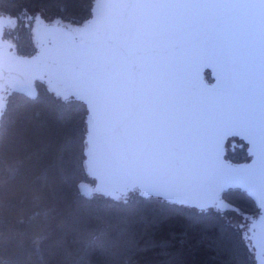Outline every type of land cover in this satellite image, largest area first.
Returning <instances> with one entry per match:
<instances>
[{
	"label": "trees",
	"instance_id": "1",
	"mask_svg": "<svg viewBox=\"0 0 264 264\" xmlns=\"http://www.w3.org/2000/svg\"><path fill=\"white\" fill-rule=\"evenodd\" d=\"M94 2L0 0V14L14 22L5 39L33 55L40 23L81 30ZM38 89L36 99L10 93L1 122L0 264H257L245 233L259 209L245 192H225L226 208L207 211L139 192L116 200L94 193L86 105L45 83ZM247 148L231 139L227 158L248 162ZM236 213L246 225L233 221Z\"/></svg>",
	"mask_w": 264,
	"mask_h": 264
},
{
	"label": "water",
	"instance_id": "2",
	"mask_svg": "<svg viewBox=\"0 0 264 264\" xmlns=\"http://www.w3.org/2000/svg\"><path fill=\"white\" fill-rule=\"evenodd\" d=\"M0 21V94L5 102L15 92L36 99L38 82L45 83L64 99L86 105L88 131L96 116L93 97L80 86L84 69L75 59L71 44L83 41L82 46L87 47L96 36L93 11L81 31V40L72 27L40 23L36 28L39 49L33 55L15 50L5 39L6 29L14 22L2 14ZM117 48L119 53L109 64V71L119 81L122 107L150 124L164 141L168 170L162 181L146 178L110 141L86 135L85 165L95 180L94 193L116 200L139 192L147 199L160 198L207 211L225 209L223 194L241 190L259 209L245 235L254 248L256 263L264 264V200L258 185L253 187L243 179L254 177L264 161L258 154V137L228 127V81L220 76V65L202 57L198 61L201 71L194 77L187 58L173 57L165 49L149 52L134 40L120 41ZM208 72L212 82L207 79ZM5 110H0V129ZM234 138L248 146V162L235 164L227 158L228 142Z\"/></svg>",
	"mask_w": 264,
	"mask_h": 264
},
{
	"label": "snow or ice",
	"instance_id": "3",
	"mask_svg": "<svg viewBox=\"0 0 264 264\" xmlns=\"http://www.w3.org/2000/svg\"><path fill=\"white\" fill-rule=\"evenodd\" d=\"M92 11L96 36L87 47L83 41L71 44L84 69L80 86L92 94L96 113L88 137L110 141L146 178L165 179L164 141L150 124L123 109L119 81L109 71L117 43L134 40L149 52L165 49L187 58L194 77L201 71L200 58L215 60L228 81V127L258 137L264 161V0H97ZM5 107L0 94V110ZM243 179L258 185L264 200V166Z\"/></svg>",
	"mask_w": 264,
	"mask_h": 264
},
{
	"label": "rangeland",
	"instance_id": "4",
	"mask_svg": "<svg viewBox=\"0 0 264 264\" xmlns=\"http://www.w3.org/2000/svg\"><path fill=\"white\" fill-rule=\"evenodd\" d=\"M41 18H42V16L40 15V16H38V20H41ZM233 221L237 224V225H246V223H245V221H244V217H243V215L242 214H240V213H236V214H234V216H233Z\"/></svg>",
	"mask_w": 264,
	"mask_h": 264
},
{
	"label": "flooded vegetation",
	"instance_id": "5",
	"mask_svg": "<svg viewBox=\"0 0 264 264\" xmlns=\"http://www.w3.org/2000/svg\"><path fill=\"white\" fill-rule=\"evenodd\" d=\"M74 30H75L76 34L78 35L79 40H81V38H80V34H81L82 29H81V30H79V29H74ZM37 47H38V43H37ZM38 49H39V47H38ZM37 51H38V50H37Z\"/></svg>",
	"mask_w": 264,
	"mask_h": 264
}]
</instances>
